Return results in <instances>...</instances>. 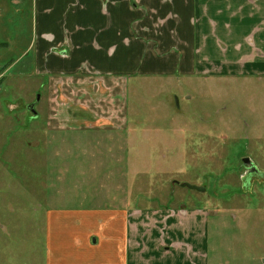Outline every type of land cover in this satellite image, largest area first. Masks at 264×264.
<instances>
[{"label": "rangeland", "instance_id": "374dc122", "mask_svg": "<svg viewBox=\"0 0 264 264\" xmlns=\"http://www.w3.org/2000/svg\"><path fill=\"white\" fill-rule=\"evenodd\" d=\"M31 3L0 0V264L110 203L205 211L211 264H264V76H33Z\"/></svg>", "mask_w": 264, "mask_h": 264}, {"label": "crops", "instance_id": "0c3cea01", "mask_svg": "<svg viewBox=\"0 0 264 264\" xmlns=\"http://www.w3.org/2000/svg\"><path fill=\"white\" fill-rule=\"evenodd\" d=\"M30 13L33 76H264V0H32ZM103 206L50 215L39 264H211L205 211Z\"/></svg>", "mask_w": 264, "mask_h": 264}, {"label": "water", "instance_id": "95a60500", "mask_svg": "<svg viewBox=\"0 0 264 264\" xmlns=\"http://www.w3.org/2000/svg\"><path fill=\"white\" fill-rule=\"evenodd\" d=\"M39 101H40V95H38L37 101L30 105V110L32 112H34V113L36 112L35 111V105L37 103H39ZM244 163H250V160L248 158H246V159H244ZM183 186L188 187L190 189H195V190H198V191H205V188H203V187L194 186V185H191V184H188V183H184Z\"/></svg>", "mask_w": 264, "mask_h": 264}, {"label": "built area", "instance_id": "2783aa9c", "mask_svg": "<svg viewBox=\"0 0 264 264\" xmlns=\"http://www.w3.org/2000/svg\"><path fill=\"white\" fill-rule=\"evenodd\" d=\"M0 70H1V68H0Z\"/></svg>", "mask_w": 264, "mask_h": 264}]
</instances>
